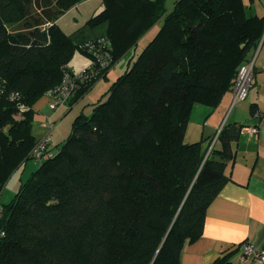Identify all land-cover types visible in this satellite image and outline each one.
<instances>
[{"label": "trees", "instance_id": "trees-1", "mask_svg": "<svg viewBox=\"0 0 264 264\" xmlns=\"http://www.w3.org/2000/svg\"><path fill=\"white\" fill-rule=\"evenodd\" d=\"M83 1L41 0L50 23L40 27L29 20L33 0H0V194L32 158L34 104L71 70L77 49L87 54L80 44L105 37L111 62L74 90L70 105L162 25L107 97L76 115L68 137L55 152L49 145L48 158L0 206V264H181L185 242L200 237L229 180L231 144L244 126L226 122L220 147L208 152L207 138L185 141L191 111L216 107L232 90L264 17L247 16L243 0H176L171 8L166 0H102L66 33L56 20ZM21 21L28 31L8 29ZM233 253L212 264H231Z\"/></svg>", "mask_w": 264, "mask_h": 264}, {"label": "crops", "instance_id": "crops-1", "mask_svg": "<svg viewBox=\"0 0 264 264\" xmlns=\"http://www.w3.org/2000/svg\"><path fill=\"white\" fill-rule=\"evenodd\" d=\"M243 1L247 16L264 17V0ZM13 24L16 23L9 25ZM250 59L254 61L253 78L244 100L233 103V93L229 90L216 107L195 104L191 111L185 135L195 109L202 113L203 126L200 133L191 136L194 139L190 142L213 137V145L220 147L217 136L226 122L257 126V133L241 131L237 141L231 144L233 155L225 169L229 180L209 204L200 237L185 242L181 264H212L219 256L232 250L231 264H261L240 259L238 246L244 240L258 247L264 245V31ZM43 104L48 106L44 95L33 106L41 115ZM40 127L45 129L41 124Z\"/></svg>", "mask_w": 264, "mask_h": 264}, {"label": "rangeland", "instance_id": "rangeland-1", "mask_svg": "<svg viewBox=\"0 0 264 264\" xmlns=\"http://www.w3.org/2000/svg\"><path fill=\"white\" fill-rule=\"evenodd\" d=\"M176 0H166L165 6L171 8ZM41 3V0H33V4L29 9V20L40 27H45L49 22L44 10L37 4ZM103 7L102 0H85L79 5L71 8L67 12L61 14L57 20L59 26L66 32L71 33L76 28L80 27L84 22L91 17L94 13L100 11ZM45 8L47 13L51 14L54 7L50 6ZM162 25V21H158L146 34H144L137 42L136 46L132 48L124 57L119 59L108 72L106 78H99L95 81L92 88L87 91L82 97H80L72 105L68 104V101L57 107L56 110L50 109L47 105L43 104L42 114L39 112L35 113L32 132L36 137H41V135L47 131L45 128H41L40 124L42 122H48L47 118L53 123V130L51 132V137L53 138L50 147L53 152L57 150L58 145L63 142L71 132L72 122L77 114L84 113L89 115L92 111L94 103L104 100L108 95V89L111 84L116 80V78L122 74L136 59L138 54L142 51L151 37L156 33V31ZM9 30L13 33L28 31L25 28L23 21L9 25ZM92 62L91 56L82 53L77 49L69 62V68L74 72H80L88 67ZM74 93V92H73ZM72 93V95H73ZM21 114H16L19 117ZM202 113L195 109L188 132L185 135V141L194 139L191 136L200 133L203 126ZM213 142V137L207 139L206 145H210ZM40 162L36 159H29L23 164H21L9 177L5 183L2 192L0 194V206L3 203H7L12 200L15 194L18 192L22 182L26 181L31 173L39 166Z\"/></svg>", "mask_w": 264, "mask_h": 264}, {"label": "built area", "instance_id": "built-area-1", "mask_svg": "<svg viewBox=\"0 0 264 264\" xmlns=\"http://www.w3.org/2000/svg\"><path fill=\"white\" fill-rule=\"evenodd\" d=\"M80 48L91 56L92 62L88 67L80 72H74L68 69L63 70L60 82L44 93V96L48 100V107L52 110H56L59 105L66 103L76 88L89 82L90 80H93L94 78H97L99 72L110 65V42L105 37L89 39L81 43ZM253 70L254 61L251 59L243 62L239 66L237 75L232 85L233 103L244 100L247 97L253 78ZM1 94L2 92L0 89V97ZM24 108L25 107L23 105H20V109ZM47 120L48 122L41 123V126L45 127L47 131L36 140L30 151V156L39 162L48 158L50 155L47 149L51 143L53 123L48 118ZM241 131L256 134L257 126H243ZM212 146L213 142L210 144L208 152ZM238 247L240 248V259L255 260L264 264V245L258 247L250 241L244 240Z\"/></svg>", "mask_w": 264, "mask_h": 264}, {"label": "water", "instance_id": "water-1", "mask_svg": "<svg viewBox=\"0 0 264 264\" xmlns=\"http://www.w3.org/2000/svg\"><path fill=\"white\" fill-rule=\"evenodd\" d=\"M207 154H208V152H207Z\"/></svg>", "mask_w": 264, "mask_h": 264}]
</instances>
